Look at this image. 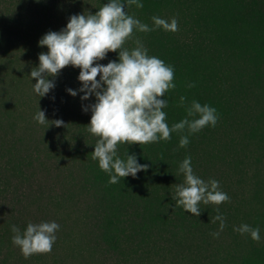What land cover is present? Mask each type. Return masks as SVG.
<instances>
[{
	"label": "trees",
	"instance_id": "1",
	"mask_svg": "<svg viewBox=\"0 0 264 264\" xmlns=\"http://www.w3.org/2000/svg\"><path fill=\"white\" fill-rule=\"evenodd\" d=\"M104 2L0 0V264H264V0L126 6L150 26L153 15L177 18V31L134 29L124 45L135 47L139 38L150 55L174 66L176 88L165 94L169 126L186 115L192 99L215 106L219 119L191 134L185 147L179 138L186 129L169 140L118 143L121 158L135 153L148 167L116 183L92 158L99 137L89 132L91 111L82 105L95 97L66 91L79 89V67L49 76L55 87L44 96L33 91L30 76L38 54L47 51L38 44L41 36ZM110 59H118L117 51L99 62ZM39 108L43 124L34 118ZM186 155L197 175L219 180L230 197L219 205L201 202L199 216L173 199ZM217 208L226 220L218 237L212 235ZM51 220L61 225L52 250L25 258L10 226L23 232L29 222ZM242 222L259 226L261 240L233 230Z\"/></svg>",
	"mask_w": 264,
	"mask_h": 264
},
{
	"label": "clouds",
	"instance_id": "2",
	"mask_svg": "<svg viewBox=\"0 0 264 264\" xmlns=\"http://www.w3.org/2000/svg\"><path fill=\"white\" fill-rule=\"evenodd\" d=\"M144 6L143 0H106L94 13L71 14L66 25L60 30H49L38 40V44L47 46V51L38 54L39 64L30 72L35 77L33 91L44 96L55 87V76L65 66L79 67L77 79L79 89L67 88L75 96L81 92V99L94 96L95 101L82 105L83 111H91L87 124L89 132L97 135L92 158L98 160L99 167L108 173L109 183H116L122 177L135 176L147 164L138 162L135 153L126 154V159L117 153L118 143L139 144L171 139V133L187 130L181 134L179 146L189 143V136L199 132L205 126H215L219 114L215 106L192 99L186 107V115L169 126L164 110L168 106L165 94L176 88L174 66L165 63L156 55H150L148 48L139 38L134 39L135 47H125L126 40L133 39L134 29L149 32L154 28L165 31H177L175 16L170 20L153 15V24L141 21L128 14L126 6ZM109 51H117L118 59L100 63ZM99 75V78H97ZM188 87L194 86V82ZM187 97L180 95L179 103L185 105ZM43 124L47 118L40 108L34 117ZM63 123L61 119L54 121ZM191 156H185L178 171L184 174V182L176 184V205L193 215L199 216L203 210L200 203L216 205L230 199L227 192L220 189V181L210 178L205 181L193 171ZM219 221L218 229L212 233L218 237L226 225L224 213L219 208L213 222ZM61 225L55 220L29 222L21 231L18 225L10 226L14 235L12 242L20 247L25 258L34 253L52 250ZM233 230L241 234H250L253 240H261L259 226L242 222L233 225Z\"/></svg>",
	"mask_w": 264,
	"mask_h": 264
},
{
	"label": "rangeland",
	"instance_id": "3",
	"mask_svg": "<svg viewBox=\"0 0 264 264\" xmlns=\"http://www.w3.org/2000/svg\"><path fill=\"white\" fill-rule=\"evenodd\" d=\"M239 198V197H238ZM245 198H246V200H247V197L245 196ZM242 200L244 201V202H246L245 200H244V196L242 197ZM243 208H247V203L245 204V206L243 207Z\"/></svg>",
	"mask_w": 264,
	"mask_h": 264
}]
</instances>
